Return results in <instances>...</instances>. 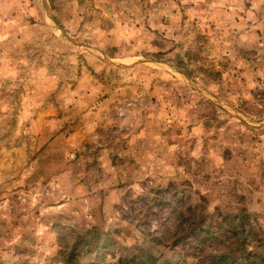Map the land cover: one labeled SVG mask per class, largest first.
<instances>
[{
    "label": "rangeland",
    "instance_id": "374dc122",
    "mask_svg": "<svg viewBox=\"0 0 264 264\" xmlns=\"http://www.w3.org/2000/svg\"><path fill=\"white\" fill-rule=\"evenodd\" d=\"M237 216L264 253V0H0V264H199L177 228Z\"/></svg>",
    "mask_w": 264,
    "mask_h": 264
},
{
    "label": "trees",
    "instance_id": "16d2710c",
    "mask_svg": "<svg viewBox=\"0 0 264 264\" xmlns=\"http://www.w3.org/2000/svg\"><path fill=\"white\" fill-rule=\"evenodd\" d=\"M237 216L238 226L235 222L227 224L225 228L223 224L209 225L203 217L195 219L190 226H183L182 224L177 228L176 234L178 238L174 240V244H183V246L195 249V256L198 257L199 264H264V253L258 250L249 251L245 248V240H256L255 231L250 224V217ZM250 224V225H249ZM246 234V239L233 241V236L238 231ZM257 236V235H256ZM225 237V241L221 243L210 242ZM255 238V239H254ZM221 240V239H218ZM250 240V241H251ZM228 242L224 247V243ZM223 244V245H222ZM89 243L86 244L88 246ZM107 242L104 240L101 244L96 243L95 249L99 247H106ZM224 248V249H222ZM78 254L80 249L76 250ZM75 252V246L71 249H64L62 251L61 259L66 264H74V259L78 254ZM78 264V261L76 262ZM113 264H170L169 261L159 262L158 258L144 248L138 252H132L131 255L120 260L119 263Z\"/></svg>",
    "mask_w": 264,
    "mask_h": 264
}]
</instances>
